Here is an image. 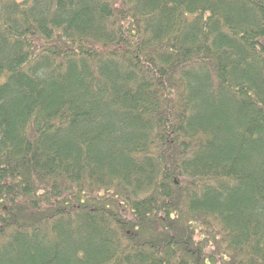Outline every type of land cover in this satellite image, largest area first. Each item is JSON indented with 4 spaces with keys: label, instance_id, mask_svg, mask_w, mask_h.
<instances>
[{
    "label": "trees",
    "instance_id": "obj_1",
    "mask_svg": "<svg viewBox=\"0 0 264 264\" xmlns=\"http://www.w3.org/2000/svg\"><path fill=\"white\" fill-rule=\"evenodd\" d=\"M264 0H0V264H264Z\"/></svg>",
    "mask_w": 264,
    "mask_h": 264
},
{
    "label": "rangeland",
    "instance_id": "obj_2",
    "mask_svg": "<svg viewBox=\"0 0 264 264\" xmlns=\"http://www.w3.org/2000/svg\"><path fill=\"white\" fill-rule=\"evenodd\" d=\"M263 42H264V39H263Z\"/></svg>",
    "mask_w": 264,
    "mask_h": 264
}]
</instances>
